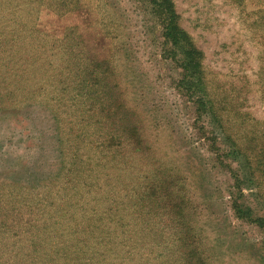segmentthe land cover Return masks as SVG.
Instances as JSON below:
<instances>
[{"label":"rangeland","instance_id":"obj_1","mask_svg":"<svg viewBox=\"0 0 264 264\" xmlns=\"http://www.w3.org/2000/svg\"><path fill=\"white\" fill-rule=\"evenodd\" d=\"M162 2L0 0V264H264V0Z\"/></svg>","mask_w":264,"mask_h":264},{"label":"trees","instance_id":"obj_2","mask_svg":"<svg viewBox=\"0 0 264 264\" xmlns=\"http://www.w3.org/2000/svg\"><path fill=\"white\" fill-rule=\"evenodd\" d=\"M162 4L161 6V10L163 12H166L168 14V23L166 24V35L169 39H171V42L174 43L175 45H178L184 53L185 56V63H184V67L186 68L187 72L191 74H197L199 72L198 67L200 65V62L197 61V53L194 52L195 48H193L192 46H190L189 48H187L189 37L187 35V33L182 30L179 26V22H178V17L175 14V7L173 6V2L172 0H162ZM191 45V44H190ZM196 54V55H195ZM196 57V58H195ZM78 64V63H77ZM236 148L238 146H235ZM237 150L239 152L234 154V158L235 159H242L243 163L240 164L239 162V166L237 168L236 171H240L242 169H244V167L246 166L247 169H251V171H249V175H255L256 174V170H258L259 165L264 166V163L261 162V158L262 156L260 154L255 155L254 160L250 158V156L248 154H245V150H243V148H237ZM243 156V157H241ZM239 157V158H238ZM253 162H255V166H253ZM249 165V166H248ZM246 173V171H243L242 174ZM239 176L236 175L235 176V188H239V183H241V181L238 179ZM241 192V189H239ZM262 198V197H261ZM260 200V199H259ZM235 206V205H234ZM239 212V211H238ZM254 222H258L261 226H264V219H258V218H254L253 219ZM197 257V256H196ZM193 262V261H191ZM196 263L198 264H207V262H204L203 259L201 257H198L195 260Z\"/></svg>","mask_w":264,"mask_h":264}]
</instances>
